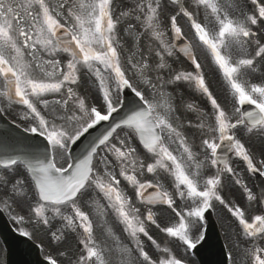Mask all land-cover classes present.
<instances>
[{
  "label": "snow or ice",
  "instance_id": "obj_1",
  "mask_svg": "<svg viewBox=\"0 0 264 264\" xmlns=\"http://www.w3.org/2000/svg\"><path fill=\"white\" fill-rule=\"evenodd\" d=\"M12 112L44 145L0 148V213L33 244L45 236L43 264H194L217 204L234 218L225 264H264V191L234 167L264 177L244 142L264 137V0H0ZM233 185L244 206L223 197Z\"/></svg>",
  "mask_w": 264,
  "mask_h": 264
},
{
  "label": "rangeland",
  "instance_id": "obj_2",
  "mask_svg": "<svg viewBox=\"0 0 264 264\" xmlns=\"http://www.w3.org/2000/svg\"><path fill=\"white\" fill-rule=\"evenodd\" d=\"M182 23V22H181ZM183 30H186L187 32H188V29L187 28H185L184 27V29ZM190 32H188V35H189V37H191V33L189 34ZM131 44H132V41L131 40H129L128 41V45H129V47H131ZM197 55L199 56L200 55V53H199V50L197 49ZM208 77H209V79H210V82H209V80H208ZM206 79L208 80V82L210 83V86H211V90L213 91V93L218 97V99H225V94H224V85H223V83H222V81H219L218 82V80L215 82V79L213 78V76H208ZM222 83V86H221V83ZM216 91H218V93L216 92ZM220 93V94H219ZM251 146L253 147V149L255 148V147H257L256 145H255V143L252 141V144H251ZM258 148V147H257ZM36 237L37 238H41V236H40V233H37V235H36ZM72 243H73V245L75 244V241H72Z\"/></svg>",
  "mask_w": 264,
  "mask_h": 264
},
{
  "label": "water",
  "instance_id": "obj_3",
  "mask_svg": "<svg viewBox=\"0 0 264 264\" xmlns=\"http://www.w3.org/2000/svg\"><path fill=\"white\" fill-rule=\"evenodd\" d=\"M13 130V134H17L18 135V137L20 138V139H22L23 141H24V147L23 148H19V147H17V146H15V145H12V148L13 149H16V150H18V151H21V152H28V153H30V152H32L31 150H28V149H26L25 148V145L26 144H29V145H34L33 143H32V140H34V141H36V143H39L38 144V146H43L44 145V142H42L38 137H36V136H31V135H28V134H25V133H22V132H20V133H17L14 129H12ZM38 138V139H37ZM10 141V140H9ZM35 145H37V144H35ZM12 148H10V149H12Z\"/></svg>",
  "mask_w": 264,
  "mask_h": 264
}]
</instances>
